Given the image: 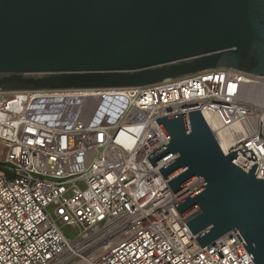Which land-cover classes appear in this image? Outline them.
I'll list each match as a JSON object with an SVG mask.
<instances>
[{"label": "built area", "instance_id": "obj_1", "mask_svg": "<svg viewBox=\"0 0 264 264\" xmlns=\"http://www.w3.org/2000/svg\"><path fill=\"white\" fill-rule=\"evenodd\" d=\"M199 109L233 163L264 178V76L218 67L142 86L0 88V264H66L89 232L111 244L80 264H256L235 231L202 247L186 224L198 209L175 206L202 179L174 192L176 173L160 167L176 155L148 158L169 141L158 117ZM64 225L82 230L71 240Z\"/></svg>", "mask_w": 264, "mask_h": 264}, {"label": "water", "instance_id": "obj_2", "mask_svg": "<svg viewBox=\"0 0 264 264\" xmlns=\"http://www.w3.org/2000/svg\"><path fill=\"white\" fill-rule=\"evenodd\" d=\"M218 67L264 76V0H0V88L142 86ZM156 120L169 141L153 166L176 155L160 167L174 192L203 181L175 204L198 209L186 222L198 243L235 231L264 264L258 163H233L200 109Z\"/></svg>", "mask_w": 264, "mask_h": 264}, {"label": "bare ground", "instance_id": "obj_3", "mask_svg": "<svg viewBox=\"0 0 264 264\" xmlns=\"http://www.w3.org/2000/svg\"><path fill=\"white\" fill-rule=\"evenodd\" d=\"M92 234V232H89V234L79 240L78 243L71 244V248L70 250H68L69 252L61 254L62 256L60 255V258L68 257L69 262L67 261L66 264H78L83 259H87V257H92V255L96 257L111 244V240H108L104 243H100V240H98L99 238L97 237V235L94 234L92 236Z\"/></svg>", "mask_w": 264, "mask_h": 264}, {"label": "rangeland", "instance_id": "obj_4", "mask_svg": "<svg viewBox=\"0 0 264 264\" xmlns=\"http://www.w3.org/2000/svg\"><path fill=\"white\" fill-rule=\"evenodd\" d=\"M78 186L81 189H85L86 188V184L83 181H80L78 183ZM56 205V203L52 204L49 209L52 210L54 208V206ZM63 233L71 240H74L77 238L78 234L80 233V231L82 230V227L80 226H73V225H64L62 227ZM80 264V263H78Z\"/></svg>", "mask_w": 264, "mask_h": 264}]
</instances>
